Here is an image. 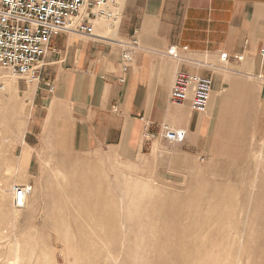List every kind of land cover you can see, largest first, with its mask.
Segmentation results:
<instances>
[{
  "label": "rangeland",
  "instance_id": "374dc122",
  "mask_svg": "<svg viewBox=\"0 0 264 264\" xmlns=\"http://www.w3.org/2000/svg\"><path fill=\"white\" fill-rule=\"evenodd\" d=\"M17 79L0 72V264L16 253L18 264H264V117L259 131L255 116L240 125L229 111L206 145L154 139L139 154L85 155L51 144L27 159L17 146L32 105Z\"/></svg>",
  "mask_w": 264,
  "mask_h": 264
},
{
  "label": "crops",
  "instance_id": "0c3cea01",
  "mask_svg": "<svg viewBox=\"0 0 264 264\" xmlns=\"http://www.w3.org/2000/svg\"><path fill=\"white\" fill-rule=\"evenodd\" d=\"M122 1L116 32L101 24L108 20H97L91 36H55L40 82L17 81L19 88L20 82L26 84L23 89L30 92L26 97L32 105L17 152L26 151L28 159V151L47 150L52 144L76 154L101 148L139 154L145 143L181 144L164 138V128L177 127L186 131L185 141L204 139L206 145L229 111H235L240 125L255 116L253 123L261 131L264 0ZM136 39L141 49L125 71L123 43ZM170 47H178L181 60L167 55ZM225 53L228 58L222 62ZM236 55L244 59L238 62ZM181 71L213 78L215 100L212 105L211 96L207 114H195L190 102L170 100ZM211 105L216 122L206 116ZM234 132L230 128L220 134Z\"/></svg>",
  "mask_w": 264,
  "mask_h": 264
},
{
  "label": "built area",
  "instance_id": "2783aa9c",
  "mask_svg": "<svg viewBox=\"0 0 264 264\" xmlns=\"http://www.w3.org/2000/svg\"><path fill=\"white\" fill-rule=\"evenodd\" d=\"M121 1L0 0V72L7 70L26 83L35 84L41 79V71L45 67V58L53 37L69 32L91 36L93 22L108 20L115 23L119 20ZM123 45L122 57L126 71L141 45L137 39ZM259 53L264 62V45ZM167 55L177 60L182 59L178 47L168 48ZM227 58V53L222 55V62ZM243 59V55L235 57L238 61ZM213 89L212 78L181 71L173 83L170 100L179 104L190 102L195 114H207ZM2 90L3 84L0 83V91ZM164 129V138L168 143H181L185 139L184 130ZM30 189L32 190L26 185L14 187V207L24 209Z\"/></svg>",
  "mask_w": 264,
  "mask_h": 264
},
{
  "label": "bare ground",
  "instance_id": "6f19581e",
  "mask_svg": "<svg viewBox=\"0 0 264 264\" xmlns=\"http://www.w3.org/2000/svg\"><path fill=\"white\" fill-rule=\"evenodd\" d=\"M119 13H120V12H119ZM110 22L112 23V21H110ZM113 24L115 25V24H117V22H115V23L113 22ZM111 25H112V24H111ZM111 27H112V26H111ZM113 29H114V30H111V31H113V32H116V31H117V27H116V28L113 27ZM41 75H42V74H41ZM17 80H23V79H21V78L19 79V78H18ZM40 80H41V79H40ZM15 81H16V80H15ZM38 82H39V81H37V82H35V83H38ZM14 83H15V82H14ZM1 84H3V83H1ZM28 84H29V83H28ZM33 85H34V84H33ZM3 88H4V87H3ZM14 196H15V192H14ZM16 250H17V249H16ZM14 257H15V261H14L15 264H18L19 255L16 253V255H15ZM13 260H14V259H13ZM102 263H103V264H106L105 262H102ZM102 263L99 262V264H102ZM115 263H116V261H115ZM116 264H118V263H116ZM122 264H125V263H122Z\"/></svg>",
  "mask_w": 264,
  "mask_h": 264
}]
</instances>
